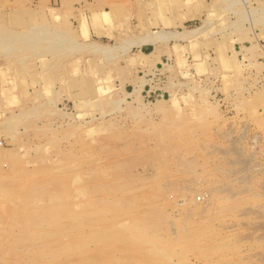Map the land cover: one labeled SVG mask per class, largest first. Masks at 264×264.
Wrapping results in <instances>:
<instances>
[{
  "label": "rangeland",
  "instance_id": "1",
  "mask_svg": "<svg viewBox=\"0 0 264 264\" xmlns=\"http://www.w3.org/2000/svg\"><path fill=\"white\" fill-rule=\"evenodd\" d=\"M0 264H264V0H0Z\"/></svg>",
  "mask_w": 264,
  "mask_h": 264
},
{
  "label": "crops",
  "instance_id": "2",
  "mask_svg": "<svg viewBox=\"0 0 264 264\" xmlns=\"http://www.w3.org/2000/svg\"><path fill=\"white\" fill-rule=\"evenodd\" d=\"M98 3L102 4V2H98ZM105 11L107 12V9H105ZM184 15L185 14H182L181 12H176L174 14H168L163 18H158L156 22H153L154 25L147 26L146 28L140 27L138 24V21H134L132 23V27L130 28L133 32L131 35H134V32H137L136 34H138L139 31L141 30H152L153 32H155V31H160L163 29L164 30L180 29L182 25L188 24L193 19V18H186ZM147 25H150V23ZM89 29L91 31H94L95 29L103 30L104 28L99 27V26L98 27L90 26ZM104 36L106 35H103L102 37ZM118 37H119L118 33L114 32L113 37L111 38L116 40ZM144 39L145 38H139V41L138 40L134 41L133 46L140 48L139 49L140 52L144 55H153V60L156 61L157 64H159L160 60L166 58V55L164 54L160 55L155 51V47L156 45H158V42H153V41L144 42L143 41ZM149 48H152V49H150V51H147ZM168 78H169V75L167 73L161 74L158 72L156 74H150L146 77H143V75L139 73L138 78H137V82H138L137 86L140 88L143 87L144 90L150 91L154 94L167 92L166 90L163 89V87L165 86V83L168 82Z\"/></svg>",
  "mask_w": 264,
  "mask_h": 264
},
{
  "label": "bare ground",
  "instance_id": "3",
  "mask_svg": "<svg viewBox=\"0 0 264 264\" xmlns=\"http://www.w3.org/2000/svg\"><path fill=\"white\" fill-rule=\"evenodd\" d=\"M15 126V125H14ZM15 128V127H14ZM11 130V129H10ZM9 130V131H10ZM12 133V132H11ZM16 137H18V136H16ZM46 147V146H45ZM48 150V149H47ZM154 156V155H153ZM146 160H148V159H146ZM40 170V169H39ZM33 175V174H32ZM20 188V187H19ZM8 189V188H7ZM54 192V191H53ZM64 192V191H63ZM57 193V192H56ZM58 194H60V193H58ZM50 197V196H49ZM67 197V194L65 195V192L63 193V194H60V196L57 198V199H55V201L56 202H52V204L51 205H48L47 206V204L45 205V206H47V207H42L41 209H39V211H37L36 213L34 212L33 213V218H28V219H33L32 221L37 225H39L40 223H44V222H46V221H49L50 219H52L54 222L58 219L57 217H58V215L60 216V214L61 213H59V212H64L66 215H67V217L68 218H79L78 217V214L76 213V212H74V211H72L70 208H69V205H68V201L66 200V199H64V198H66ZM43 198V197H42ZM40 200H42V199H40ZM44 200H45V198H44ZM49 202H51V201H49ZM45 204V203H44ZM49 204V203H48ZM33 209H35V208H33ZM63 213V214H64ZM53 214V217H56V218H52L51 217V215ZM63 217H65V215L63 216ZM20 219H23V218H20ZM24 219H26V218H24ZM59 220V219H58ZM66 220V219H65ZM25 221V220H24ZM23 221V222H24ZM70 221V220H69ZM52 222V221H51ZM25 227V226H24ZM26 227H27V225H26ZM30 236H32V234L30 235ZM34 236V235H33ZM25 238H27V237H25ZM30 238V237H29ZM28 238V239H29ZM32 238V237H31ZM163 248V247H162Z\"/></svg>",
  "mask_w": 264,
  "mask_h": 264
},
{
  "label": "built area",
  "instance_id": "4",
  "mask_svg": "<svg viewBox=\"0 0 264 264\" xmlns=\"http://www.w3.org/2000/svg\"><path fill=\"white\" fill-rule=\"evenodd\" d=\"M147 96L153 95L154 93L150 92V91H145Z\"/></svg>",
  "mask_w": 264,
  "mask_h": 264
}]
</instances>
